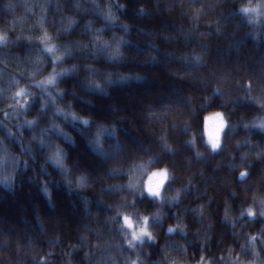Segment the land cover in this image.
Wrapping results in <instances>:
<instances>
[{"label":"trees","instance_id":"1","mask_svg":"<svg viewBox=\"0 0 264 264\" xmlns=\"http://www.w3.org/2000/svg\"><path fill=\"white\" fill-rule=\"evenodd\" d=\"M238 3L0 0V31L8 34V41L0 43V107L3 92L14 80L24 79L18 70L30 65L41 48L28 37L39 32L36 20L43 5L47 29L71 49L58 67L76 65L59 79L62 95L49 90L59 103H70L92 121L85 126L54 115L51 102L40 111L39 90L26 108L28 115H39L36 124L28 126L19 113L5 117L0 111L4 143L19 151L21 143L31 142V153L24 154L27 167L21 161L11 189L0 186V264H129L137 257V264H172L174 258L195 264L201 255L211 264H231L229 246L251 258V250L240 247L246 232H260L256 245L264 259V217L238 215L253 194L264 195V130L250 123L264 113V27L255 30L253 39V29L237 12ZM109 8L118 17L115 21L106 19ZM67 16H74L75 23L64 31ZM120 37L122 55L109 60L107 52ZM41 55L47 70L51 56ZM121 74L128 78L120 80ZM90 79L101 80L105 90H90ZM218 111L229 123L220 134V147L212 152L202 132L206 117ZM53 121L72 134L73 143L51 126ZM100 122L116 128V139L104 138L113 145L106 155L93 152L89 143ZM193 134L195 146L188 143ZM40 140L45 145L58 142L67 150V179L44 159L47 147ZM147 156L169 165L174 177L168 189L179 187L181 196L163 204L161 220L150 219L155 241L145 238L129 247L118 227L120 217L110 219L115 205L136 215L157 205L147 195L132 203L121 201V195L131 194L114 187L119 174L111 169L124 170ZM240 167L248 169L246 175H238ZM79 173L87 175L89 187L69 185L68 179L74 184ZM45 185L50 199L42 190ZM225 209L231 220L224 219ZM178 220L187 225L185 231L168 232V224Z\"/></svg>","mask_w":264,"mask_h":264},{"label":"clouds","instance_id":"2","mask_svg":"<svg viewBox=\"0 0 264 264\" xmlns=\"http://www.w3.org/2000/svg\"><path fill=\"white\" fill-rule=\"evenodd\" d=\"M40 8L41 15L36 20V27L39 29V32L36 35L29 36L28 39L39 41L41 48L37 49L36 55L32 59L30 65H23L18 70L24 79L14 80V86L6 92H3L4 102L2 107H0V111L3 112L5 117H9V115L16 117L19 113L20 122L28 126L36 124L39 120V115H28L26 113V108L31 103L32 98L38 94L37 90H39L43 93L40 97V111H43L45 106L51 102L54 115L62 116L65 120L70 118L72 122L79 121L83 125L88 126L92 123L91 117L78 113L72 108L70 103L67 106L62 105L57 101L56 95H53V92L49 90L53 88L57 95H62L63 89L58 86L59 79L75 70L76 65L58 67V64L64 60L65 56L71 54V49L68 45L59 44L56 40V36L47 29L43 18V12L45 11L44 6L41 5ZM237 12L247 26L253 29L251 35L253 39H256L257 32L255 30L264 27V0H239ZM106 19L115 21L118 17L109 8L106 13ZM66 21L67 23L64 27V31H67L68 28L75 23V17L67 16ZM95 39L100 38L96 37ZM7 41V32L0 31V43H5ZM103 42L105 46L109 45L108 40H104ZM122 42L123 38L120 37L111 44L107 52V58L109 60L118 58L122 55L120 51ZM41 52H46L51 56L52 65L47 70L44 69V65L47 61L43 55H41ZM197 59H199V57H197ZM127 78L126 74H121L119 77L120 80ZM108 82L112 83L110 79ZM89 84L91 86L90 90L101 92L105 90L103 82L99 79H90ZM260 107L264 109V102L260 103ZM9 109L11 110L10 113L8 111ZM217 114L221 117L225 116L222 111H218ZM204 115L208 116L209 113H205ZM20 122L17 123V130H19ZM228 123L229 121L227 118L220 119L216 123L213 132L208 134L202 132V135H204V143L207 145L209 151L214 152L220 147V134L222 130L227 127ZM250 123L264 130V113L254 116ZM51 126L57 129L59 134L69 143L74 142L72 134L65 130L59 122L53 121ZM245 127H248V123L245 124ZM8 134L10 136L14 134L11 128L8 129ZM105 136L116 139L115 126L110 127L103 122L97 123L89 143L92 146L93 152L98 155H106L113 147L111 141L107 144L105 143ZM31 139L35 140L36 136L33 135ZM30 143V141L26 144L21 143L20 150L16 151L14 148L6 145L3 139L0 138V186L3 188H12L18 169L21 166V161H23L24 167H27L28 161L24 154L25 152L31 153ZM188 143L195 146L196 140L194 134L190 136ZM40 144L47 147V151L44 153V159L55 168L61 170L67 179V174L69 172L67 150L58 142L45 145V142L40 140ZM116 146L119 147L118 144ZM166 148L171 150L170 145H167ZM197 155H201L199 150H197ZM256 155H259V153ZM247 172L248 169L246 167H240L238 175L244 176ZM111 174H119V179L116 180L114 187L118 190L126 189L127 192L131 194L129 196L121 195V201L127 199L129 203H132L137 196L143 197L147 195V197L153 200L157 205L153 211L140 213L139 215L130 211H125L122 204L115 205V214L111 216L110 219L115 220L117 215L120 217L118 227L124 236V243L129 247H135V242L142 243L145 238L149 241H155L156 234L149 226L150 219L161 220L166 214L163 211V204L167 202L171 205L173 201H178L181 196V189L179 187L172 190L168 189V184L174 177L173 170L166 162H159L155 157L147 156L133 160L124 170H121L119 166H114L111 169ZM67 182L70 186L76 188L83 189L89 187L88 177L84 173H79L75 176L74 184L70 179H68ZM42 190L45 196L50 199V189L45 185ZM245 214L249 218H254L257 214L264 217V195L253 194L249 203L243 206L238 213L240 216ZM224 219H232V215L227 209H225L224 212ZM186 227L187 225L185 223L178 220L168 224L167 231L172 232L175 229H180V231L183 232ZM244 235L246 242L245 239H241L240 247L241 249H250L252 253L251 258L243 257L234 247L229 246L226 252L227 259L231 261V264H264V259L260 258L261 254L256 245V240L257 237L260 236V232H246ZM261 242L264 243V237H261ZM41 259H43V257H41ZM138 260L139 257L132 259L129 264H137ZM172 264H187V261L181 262L179 259L174 258ZM195 264H211V261L204 255H201Z\"/></svg>","mask_w":264,"mask_h":264},{"label":"rangeland","instance_id":"3","mask_svg":"<svg viewBox=\"0 0 264 264\" xmlns=\"http://www.w3.org/2000/svg\"><path fill=\"white\" fill-rule=\"evenodd\" d=\"M223 119V117L219 116L217 113L214 115H210L205 119V134L211 133L215 129L216 123Z\"/></svg>","mask_w":264,"mask_h":264}]
</instances>
